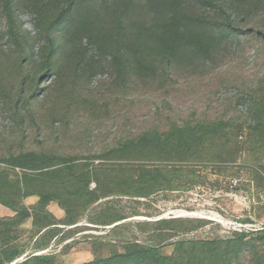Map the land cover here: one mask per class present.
<instances>
[{"label": "rangeland", "instance_id": "1", "mask_svg": "<svg viewBox=\"0 0 264 264\" xmlns=\"http://www.w3.org/2000/svg\"><path fill=\"white\" fill-rule=\"evenodd\" d=\"M191 127L199 151L179 154L200 163L149 193L132 172L148 152L123 149ZM26 154L50 168L13 167ZM0 173V195L32 176L24 207L52 193L56 221L78 210L37 249L47 229L3 232L16 213L0 201V264H106L129 244L154 246L158 264H264V0H0ZM103 211L122 220L91 222Z\"/></svg>", "mask_w": 264, "mask_h": 264}, {"label": "trees", "instance_id": "2", "mask_svg": "<svg viewBox=\"0 0 264 264\" xmlns=\"http://www.w3.org/2000/svg\"><path fill=\"white\" fill-rule=\"evenodd\" d=\"M252 32V31H251ZM263 35V34H261ZM198 128L188 129V135L185 136V128H176L164 133L152 132L146 133L144 136L139 138V142H130L123 149L124 152L130 151L132 148L134 150L142 151L145 150L148 152V158L143 159V163L140 161V166H135L132 172L137 175L136 178L144 180L146 188L150 192H155L162 190L163 187H168L170 181L158 180L159 175L164 174V170L168 168L174 169L176 166H188V164H197L200 163L199 158H181L179 152L184 148H188L193 152L199 151V141H197V136L195 132ZM197 133V132H196ZM193 134V135H192ZM173 153L172 157H167L165 154ZM164 155V156H163ZM51 158L35 154H26L25 156H20L14 159L13 167H20L23 169L29 170H43L50 168ZM137 159H134L135 161ZM136 163V162H134ZM168 163V164H165ZM165 164V165H164ZM179 164V165H176ZM156 169V170H154ZM64 172V171H63ZM60 171L50 172L46 175L49 176H59ZM85 180L87 176L82 174L79 176ZM0 178L2 174L0 173ZM32 176L30 177L27 174H23L22 177L17 176L14 180V183L11 185L10 194L6 195L8 189L4 186L2 193L0 195V201L7 208L13 210L16 213V216L12 217L8 222H2L5 233L9 231L10 226H20L24 221L33 219V225L36 228L41 229V231L47 229L42 236L39 238L40 245L37 246V249H40L44 246H47L54 237H57L60 234L66 233V228H56V230L48 229L51 225H63V226H72L77 222V209L69 207L66 209V217L63 221H56L53 216L48 211V205L51 202L57 201L58 199L52 193L37 194L40 198L39 202L32 208L24 207L21 200L24 198L30 197L32 193L22 192V188H26L28 184L32 182ZM91 179V176H90ZM95 179H97L95 177ZM193 184L199 183V178H195L192 181ZM94 192H88L86 195H93ZM20 199V200H19ZM121 216H118L114 212L103 211L101 213L95 212L91 217V222L96 225L109 226L118 221H121ZM177 220H161L151 224H143V226H157V225H174ZM65 235V234H64ZM159 237H164L163 235ZM241 238H245V235H242ZM259 240H264V231L261 232L258 236ZM18 253H12L11 259L18 258ZM49 259L47 257L33 256L29 257L22 264H49ZM159 255L156 252L154 246H139L131 245L127 246L126 253L123 255H115L113 258H110L106 264H121L122 261L132 264H158ZM154 260V262H152ZM170 259L167 260V262ZM97 264V263H89ZM124 264V263H123Z\"/></svg>", "mask_w": 264, "mask_h": 264}, {"label": "crops", "instance_id": "3", "mask_svg": "<svg viewBox=\"0 0 264 264\" xmlns=\"http://www.w3.org/2000/svg\"><path fill=\"white\" fill-rule=\"evenodd\" d=\"M30 203H34V204H35V203H36V201H35V202H30ZM31 205H32V204H31ZM61 216H62V214H61ZM59 217H60V214H59Z\"/></svg>", "mask_w": 264, "mask_h": 264}, {"label": "built area", "instance_id": "4", "mask_svg": "<svg viewBox=\"0 0 264 264\" xmlns=\"http://www.w3.org/2000/svg\"><path fill=\"white\" fill-rule=\"evenodd\" d=\"M262 230H264V228H262Z\"/></svg>", "mask_w": 264, "mask_h": 264}]
</instances>
